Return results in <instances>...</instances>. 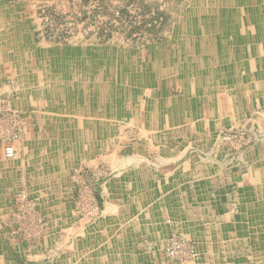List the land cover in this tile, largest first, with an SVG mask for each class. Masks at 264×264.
Masks as SVG:
<instances>
[{
  "label": "crops",
  "instance_id": "obj_1",
  "mask_svg": "<svg viewBox=\"0 0 264 264\" xmlns=\"http://www.w3.org/2000/svg\"><path fill=\"white\" fill-rule=\"evenodd\" d=\"M217 17L221 33L185 30L167 55L133 71L124 64L117 73L94 61H60L59 91L39 90L48 95L47 109L33 108L31 98L17 101L25 116L24 138L13 143L23 154L15 162L18 175L25 179L33 151L39 152L32 169L39 182L49 149L59 168L70 156L86 155L94 197L103 196L102 212H110L109 229L105 221L104 233L74 240L57 264H177L165 256L172 236L193 246L196 257L184 264H264V139L239 154L217 139L225 130L244 132V120L264 135V16L257 10ZM9 45L18 51L10 37L0 41L2 61ZM14 60L27 77L23 56ZM112 101L137 141L123 131L111 139L117 136ZM56 131L70 136L63 143L45 139ZM89 230L95 232V223Z\"/></svg>",
  "mask_w": 264,
  "mask_h": 264
},
{
  "label": "rangeland",
  "instance_id": "obj_2",
  "mask_svg": "<svg viewBox=\"0 0 264 264\" xmlns=\"http://www.w3.org/2000/svg\"><path fill=\"white\" fill-rule=\"evenodd\" d=\"M257 10L264 16V0H0V41L10 37V42L19 46L13 51L9 45V58H0V264H57L74 240L85 239L88 233H104V223L110 217V212H102L104 197H94L88 177L91 161L86 155L78 160L70 156L69 164L59 168V158H51L55 151L49 149V157L42 156V168L47 172L39 182L32 170L38 168L39 152L33 151L27 167L31 172L26 169L25 179L18 175L15 162L23 154L13 143L23 140L25 120L18 105L31 98L33 108L47 109L48 95L39 90L59 91L60 61H80L88 66L94 61L93 66L107 64L117 73L124 64L133 71L158 55H167V47L185 30L204 28L221 33L223 22L217 16H254ZM225 24L233 25L230 21ZM3 55L1 50L0 57ZM17 56H23L31 70L27 77L19 71L21 66L14 60ZM49 69L51 72L46 71ZM79 78L85 81L81 73ZM113 89H118L114 83ZM119 112L118 102L112 101L111 132L118 137L113 133L111 139H118L123 131L128 141H137L135 129L120 124ZM240 123L245 139H264L263 134L258 136L260 128L247 120ZM235 132L225 130L217 139L225 142L227 151L239 154L240 138ZM68 135L48 132L45 139L63 143ZM4 142L14 147L13 158L5 157ZM94 223L91 234L89 228Z\"/></svg>",
  "mask_w": 264,
  "mask_h": 264
},
{
  "label": "built area",
  "instance_id": "obj_3",
  "mask_svg": "<svg viewBox=\"0 0 264 264\" xmlns=\"http://www.w3.org/2000/svg\"><path fill=\"white\" fill-rule=\"evenodd\" d=\"M235 133L240 138L238 145L239 147L242 148L243 146L253 142V140L249 137L245 139L243 131H238ZM261 135L262 134L259 133L258 136ZM256 138L257 137H255L254 140H256ZM4 155L6 158H13L15 156L14 147L10 143H7L4 147ZM165 256L167 259L177 264H184L188 260H192L196 257L191 242L179 236H172L169 238L165 246Z\"/></svg>",
  "mask_w": 264,
  "mask_h": 264
},
{
  "label": "bare ground",
  "instance_id": "obj_4",
  "mask_svg": "<svg viewBox=\"0 0 264 264\" xmlns=\"http://www.w3.org/2000/svg\"><path fill=\"white\" fill-rule=\"evenodd\" d=\"M136 159V158H135ZM132 160H134V159H132Z\"/></svg>",
  "mask_w": 264,
  "mask_h": 264
}]
</instances>
